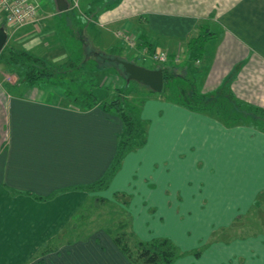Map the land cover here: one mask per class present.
<instances>
[{
    "label": "crops",
    "instance_id": "0c3cea01",
    "mask_svg": "<svg viewBox=\"0 0 264 264\" xmlns=\"http://www.w3.org/2000/svg\"><path fill=\"white\" fill-rule=\"evenodd\" d=\"M66 1L68 8L72 6V0ZM56 12L74 14L71 9L56 8ZM38 16L40 20L46 17L40 7ZM83 22L84 34L97 26L114 36L115 43L109 48L115 57L119 46H128L129 36L134 35L138 52L166 53L175 73L184 74L199 96L214 102L212 108L198 112L175 100L157 98L149 106L144 102L139 110V117L149 122L146 142L124 156L108 189L128 197L127 211L136 237L144 241L169 238L184 253L173 264H213L215 247L218 254L233 248L251 250L255 263L249 264H257L256 259L264 256V232L228 242L211 238L232 223L236 215L229 210L246 212L264 192V130L246 121L227 125L217 114L218 106L229 112L236 103L264 109V0H116L91 19L83 16ZM204 33L211 35L202 45L191 46ZM49 48L48 54L58 53V59H46L53 65L78 57L63 44ZM160 67L155 64L149 69ZM71 82L60 77L26 84L17 78V83L6 87L0 81V198L4 194L46 204L64 194L83 192L63 190L91 185L105 174L116 151L121 121L114 112L103 110L101 101L87 106L86 91L76 90L74 83L69 87ZM174 93L176 97V89ZM145 180L152 184L145 186ZM147 191H157V197L164 200H145ZM22 192L62 193L49 201H37ZM145 207L172 208L179 216H158L165 224L160 235L151 223L145 232ZM189 209L205 212L193 216ZM198 248L201 252L196 257ZM42 261L131 264L103 228L60 245Z\"/></svg>",
    "mask_w": 264,
    "mask_h": 264
},
{
    "label": "rangeland",
    "instance_id": "374dc122",
    "mask_svg": "<svg viewBox=\"0 0 264 264\" xmlns=\"http://www.w3.org/2000/svg\"><path fill=\"white\" fill-rule=\"evenodd\" d=\"M75 1L76 6L72 5L73 1L72 6L68 8L74 12L70 17L69 15L66 16V14L56 12L54 0H37L40 9L45 12L46 17L40 20L37 25L27 28L14 29L7 25L4 21V16L0 15V27H3L7 32L5 45L12 46L19 51H28L46 60L48 57H56L58 59L57 52L53 55L48 54L49 47L63 44L66 49L67 47L69 48L70 53L78 57L65 61L64 65L55 64L60 65L59 68L63 74L57 72L54 78L66 77L69 80L70 77L72 82L69 87L73 88L74 83L75 89L80 92L86 91V93H92L94 91L100 100H111L120 97V99L124 100L127 109L135 116H139V110L144 102L146 106L150 100L156 102L157 98L176 101L174 89L177 86L183 88L182 85L185 84L179 78L166 82L164 91L157 93L150 91L138 83L127 82L122 70L120 71L117 67L118 64L103 59H101L103 61L101 62L97 57H94L96 56L94 53H97L96 51L98 50L103 51L101 53L105 55L106 59L115 57L113 49L109 48L115 43L114 36L105 34L104 30L98 29L97 26H94L91 30L89 29L87 34H84L83 26L85 23L83 22V16L91 19L95 12L102 8H110L116 0ZM105 11H109V9ZM51 14H55V16L52 15V17ZM98 18L96 16L95 19ZM72 19L74 20V22L72 21L73 23L70 21ZM67 22L71 24L69 25ZM65 24L69 27L74 26L75 28H69ZM211 29L216 31L213 24L211 25ZM128 41V46L126 44L121 47L119 46V50L117 51V55L119 54L122 59L134 62L148 69L154 67L155 64L168 67L173 65L167 63L170 61L168 55H166L167 60L164 62L154 61V64L151 59H149L150 61H145V57L151 55L152 52L148 53L145 50L138 52L136 50L138 38L135 35L129 36ZM86 55H89L88 60H90L86 66L81 67L80 64L78 67L76 64L70 65V62L77 63L80 60H85ZM66 56L68 57V55ZM68 68H70L69 72L66 71ZM172 68L174 67L172 66ZM9 69L11 70L10 72L4 69L3 63L0 64V81L5 83L6 87L15 84V82L17 83V78H21V70L18 67L10 66ZM73 75L78 77L77 81H74ZM92 82L96 84V87L92 86L94 84ZM147 114L145 112V116ZM150 184L152 183L145 180V186ZM108 189L109 186L100 191L64 194L46 204H34L25 198H9L3 194L2 198H0V264H33L30 261L36 257L44 241L65 224L68 225L67 227L70 226L69 233L75 232L72 234L73 237L79 235L83 226L88 232L93 231L99 226L105 229L115 228L117 222L114 221V218L124 216L122 212L125 213V210H127L128 197L125 194H120V192L111 193ZM156 192H145V200H164V197L158 198ZM188 211L192 212L191 215L193 216H198L205 212L203 209H189ZM229 211L230 215H236L232 223L233 221L240 222L239 226L237 224V227L240 229L247 228L250 231L251 228L260 229L264 227V192L259 207L253 210L248 209L246 212H240L238 209ZM177 213L179 211L172 208L163 210L151 208L147 210L145 207V232L149 230L148 225L151 223L152 225L150 224V226L154 228V233L160 235L162 231L161 227L163 228L165 224L159 221L158 216L163 217L168 215L174 217ZM176 216H179V214ZM74 224H77V227L73 231ZM159 224L160 229L158 228ZM171 227L174 228V226ZM237 232H239L238 229ZM217 234L221 235V232L218 231ZM62 237L65 240L68 239L67 235ZM198 250L200 251V248ZM219 253L215 247L212 253L214 257L213 264H249L251 261L255 263L253 261L255 256H253L251 250L239 251L237 248H233L226 249L224 252L219 251ZM241 255L244 257H241ZM36 259H39V257ZM256 261L257 264H264V256L261 259H256Z\"/></svg>",
    "mask_w": 264,
    "mask_h": 264
},
{
    "label": "trees",
    "instance_id": "16d2710c",
    "mask_svg": "<svg viewBox=\"0 0 264 264\" xmlns=\"http://www.w3.org/2000/svg\"><path fill=\"white\" fill-rule=\"evenodd\" d=\"M208 35L211 34L204 33L203 35H200L197 39L191 41V46H195L197 44L202 45L206 41ZM99 54L101 55L102 59L105 58V55L103 53L99 52ZM88 57L89 55H86L85 60H80L77 63L70 62V65L76 64V66L78 67L80 64L81 67L86 66L90 61L88 60ZM101 57L98 60L103 62L101 60ZM117 57L121 58L120 56ZM1 63L4 64V69H6L8 72L11 71L9 69L10 66L18 67L21 70L20 80L26 84L49 81L50 79L54 78L57 72H61L59 68L60 65H53L51 63H48V61L44 60L41 56H36L28 51H19L18 49L8 45H5L0 52V64ZM117 67L121 71L120 66L117 65ZM160 68L163 71L164 80L163 89L161 92L164 91L165 83L169 80H174L175 78L180 77L184 78L185 84L182 85L183 88H180L178 86L176 88L177 104L189 110L198 112H204L205 110L214 106V102L212 100L207 99L204 96H199V94L195 91L193 84L191 83V81H189L188 77L182 76L180 74H175L172 66L168 67L163 65ZM66 71L69 72L70 68L66 69ZM61 74H63V72H61ZM84 96H86V98H84L85 104L87 106L94 105L97 102L101 101L103 110H105L106 112H114L121 121L122 126L120 132L118 133L116 151L113 155L111 164L109 165L103 177L91 185L67 188L63 190V192L71 190L94 192L106 189L109 186L113 175L118 171L124 156L128 152L142 147L146 142L147 127L149 123L148 120H143L139 116H135L134 114H132V112L129 111V109H127V107L125 106L124 100L120 99V97L111 100H100L96 94L90 92L86 93ZM212 97L213 96H211V99ZM229 100L233 101L231 96L229 97ZM221 110L222 108L218 106L217 114L221 117L223 123L227 125H230L231 123H238L239 121H246L253 123L257 127L264 130V109L258 106L246 105L245 107H242L241 105L236 103L230 105L229 112H223ZM61 193L62 192H52L46 196H40L32 192H22L23 195L30 196L32 199H35L37 201H49ZM262 196L263 193L257 196L256 200L253 203V206L251 207V210L259 207ZM114 197L116 198L115 195ZM122 214L124 216L114 218V221L117 222L115 228L105 229L102 226H99L96 229L103 228V230L108 232L115 246L131 264H172L175 260H177L184 254L169 238L156 237L145 241L140 240L136 237L131 228V219L128 211L125 210V213L122 212ZM237 222L238 221H233V223H231L228 227L221 228L215 231L211 239L214 241L228 242L234 238L264 232V230H262L264 229V227L260 229L251 228L250 231H248L247 228L240 229L237 227V224L239 226L240 222ZM67 226L68 225L64 227V230L62 229L63 231H61L59 235L55 236L51 240L44 242L41 245L36 257L31 260H35L37 257H39L36 264H43L42 257L45 254L56 251L62 244L73 243L75 241V238H86L92 232H88L83 226L79 235L77 237H73L72 234L75 232L69 233L70 226ZM76 227L77 224H74L73 231L76 229ZM237 229L239 230V232H237ZM218 231L221 232V235L217 234ZM64 235H67L68 239H63L62 236ZM200 252L201 251L197 250L194 255L196 257H199Z\"/></svg>",
    "mask_w": 264,
    "mask_h": 264
},
{
    "label": "water",
    "instance_id": "95a60500",
    "mask_svg": "<svg viewBox=\"0 0 264 264\" xmlns=\"http://www.w3.org/2000/svg\"><path fill=\"white\" fill-rule=\"evenodd\" d=\"M57 10L64 11L68 9V2L66 0H54ZM7 32L3 27H0V52L6 44ZM97 57H101L99 53H94ZM102 59V57H101ZM106 59V58H104ZM103 59V60H104ZM109 62L118 64L126 78V81H134L140 85L149 88L153 92H161L163 89V71L161 68L148 69L140 66L134 62L127 61L118 57L106 59Z\"/></svg>",
    "mask_w": 264,
    "mask_h": 264
},
{
    "label": "built area",
    "instance_id": "2783aa9c",
    "mask_svg": "<svg viewBox=\"0 0 264 264\" xmlns=\"http://www.w3.org/2000/svg\"><path fill=\"white\" fill-rule=\"evenodd\" d=\"M72 2V5L76 6V1ZM38 9L37 0H0V15H3L5 23L14 29L39 21ZM147 58L153 61L167 60L163 52H152L145 57Z\"/></svg>",
    "mask_w": 264,
    "mask_h": 264
}]
</instances>
